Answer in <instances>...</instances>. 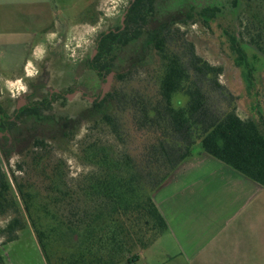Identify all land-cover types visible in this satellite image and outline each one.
<instances>
[{"label": "trees", "instance_id": "16d2710c", "mask_svg": "<svg viewBox=\"0 0 264 264\" xmlns=\"http://www.w3.org/2000/svg\"><path fill=\"white\" fill-rule=\"evenodd\" d=\"M159 1L129 2L123 29L98 43L94 68L115 76L110 92L86 111L90 126L73 152L87 171L70 178L49 144L73 140L78 124L67 117L47 119V138H35L15 170L0 166V217H9L0 229L3 244L18 241L28 227L46 264H136L168 230L154 192L196 146L264 188V113L256 101L253 117L241 119L235 98L219 81L222 69L201 59L177 27H210L221 9L189 7L182 19L156 21ZM249 3L240 39L233 26L223 34L251 94L245 49L264 62V12L250 13ZM128 48L133 56L122 59ZM177 94L187 98L183 107L173 105Z\"/></svg>", "mask_w": 264, "mask_h": 264}, {"label": "rangeland", "instance_id": "374dc122", "mask_svg": "<svg viewBox=\"0 0 264 264\" xmlns=\"http://www.w3.org/2000/svg\"><path fill=\"white\" fill-rule=\"evenodd\" d=\"M131 1L96 0L88 8L87 12L89 13H81L75 18V22L79 20L81 23L78 29L79 32L77 31L74 36L69 34V36L58 37V43L52 42L44 59L34 63L31 77L22 79L12 89L0 86V106H4L8 114L18 103V106L26 103L28 94L32 93L30 89L33 87L37 88L40 97H46L48 93L61 91L62 96L47 113L62 118L74 117L82 122L73 140L66 141L59 138L49 141L53 154L66 162L70 178H78L87 171L73 158V152H75L78 142L84 137L87 127L90 126L89 123L85 122L86 118L82 114L88 108L86 100L98 98L102 88L107 85V75L99 76L89 70L87 61L95 51L98 37L121 26ZM248 1L238 0L237 3L233 4L232 0H161L157 6L155 19L156 21H164L173 16H177L178 20L182 19L183 14L189 7L217 6L221 9L220 15L210 27L201 24H178L177 27L184 33L187 41L193 44L196 54L201 59L222 69L219 81L235 98V111L241 119L253 117L257 102L259 109L264 113V62L257 52L246 47V62L252 70V79L255 86L251 94H248L245 70L236 64L235 55L229 49L223 29L233 26L232 34H236L240 39L239 34L242 29L239 22L249 14L244 12ZM249 4L250 13L260 12V14H263L264 0H250ZM83 9L84 6H82ZM243 12L244 16L242 15ZM25 55L24 53L15 54L14 64L19 66ZM131 55L133 56V51L128 48L119 56L126 59ZM125 66L123 67L125 68ZM19 69L18 67L17 69L14 68L11 73H20ZM142 75L144 74L142 73ZM113 85L114 79H111L109 88H112ZM24 92L26 96L23 95ZM32 98H34V95L28 97V99ZM186 101L187 98L183 94H177L173 97V105L176 108L183 107ZM32 135L40 134L39 131H36L32 132ZM99 136L104 140L110 138L105 132H101ZM199 154L204 153L199 146H196L193 155L198 156ZM10 158L9 163L0 164L2 169L8 173L10 170H15V165L21 161L20 157L12 156ZM214 160L219 162L216 159ZM15 176L22 175L16 172ZM8 219L9 217H0V229L3 228ZM4 240L5 238L0 235V254L4 259V264H46L28 227L19 233L18 241L3 244ZM170 245L168 237L162 235L143 252L136 264L162 263L166 255H169L172 250Z\"/></svg>", "mask_w": 264, "mask_h": 264}, {"label": "crops", "instance_id": "0c3cea01", "mask_svg": "<svg viewBox=\"0 0 264 264\" xmlns=\"http://www.w3.org/2000/svg\"><path fill=\"white\" fill-rule=\"evenodd\" d=\"M95 2L0 0V86L31 77L49 45L74 36L81 26L75 18ZM17 53L26 54L19 66ZM152 197L172 246L160 264H264V188L241 174L193 155Z\"/></svg>", "mask_w": 264, "mask_h": 264}, {"label": "flooded vegetation", "instance_id": "af4514ba", "mask_svg": "<svg viewBox=\"0 0 264 264\" xmlns=\"http://www.w3.org/2000/svg\"><path fill=\"white\" fill-rule=\"evenodd\" d=\"M126 15V14H125ZM125 15H124V20H125ZM124 20L122 21L121 24V30L124 27ZM114 31V30H111ZM108 31L104 33L103 35H100L98 39L96 40V45H95V51L87 61V67L89 70H92L95 74L102 76V75H107L106 83L102 88L101 94L98 98L95 99H87L88 103V108L85 109L82 114L86 118L85 122H87L89 116H87V110L91 108L95 102H100L102 101L105 96L110 92L111 88H109V83L111 79H114L115 73L114 72H100L94 68L93 66V61L95 56L97 55L98 52V43L101 39L102 36L109 34ZM76 81V78H75ZM41 89V88H39ZM32 91L31 94H28V97L31 95H34V98L28 99L26 103L22 104L21 106L18 105L13 108L10 114L6 112L5 107L0 106V164H6L9 163V160L11 159L10 157H21V154L25 152V150L30 147L33 143V140L35 138H47V133H48V123L47 119L48 118H55L59 122V118L62 117H56L49 115L47 112L52 109V106L58 102V99L62 96L61 91H55L53 93H48L46 97H40L37 93V88H32L30 89ZM25 95V92L24 94ZM26 96V95H25ZM39 96V97H38ZM12 97H14L12 95ZM11 101V100H9ZM14 102V100H12ZM5 103H8L5 101ZM34 112L40 117L43 118L42 122H38L34 117ZM64 118V117H63ZM68 119L75 120L77 122L78 129L81 125L80 120H76L74 117H67ZM46 120V121H45ZM90 120V119H89ZM45 122V123H43ZM44 124V125H43ZM39 131L40 135L33 136L32 132ZM32 135V136H31ZM5 155H7L8 159H6ZM1 166V165H0Z\"/></svg>", "mask_w": 264, "mask_h": 264}, {"label": "water", "instance_id": "95a60500", "mask_svg": "<svg viewBox=\"0 0 264 264\" xmlns=\"http://www.w3.org/2000/svg\"><path fill=\"white\" fill-rule=\"evenodd\" d=\"M132 2H134V0H132ZM123 20H124V18H123Z\"/></svg>", "mask_w": 264, "mask_h": 264}]
</instances>
